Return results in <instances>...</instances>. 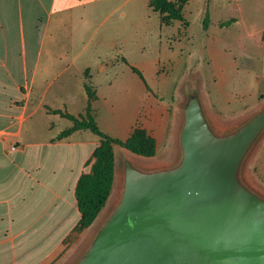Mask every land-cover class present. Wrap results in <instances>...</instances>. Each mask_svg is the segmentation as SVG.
Returning a JSON list of instances; mask_svg holds the SVG:
<instances>
[{
    "label": "crops",
    "instance_id": "1",
    "mask_svg": "<svg viewBox=\"0 0 264 264\" xmlns=\"http://www.w3.org/2000/svg\"><path fill=\"white\" fill-rule=\"evenodd\" d=\"M176 23H164L149 0H0V264H71L99 215L117 200L114 194L107 207L115 158L105 206L90 226L75 231V185L89 170L99 137L88 129L61 135L72 125L65 113L84 115L90 102L97 125L113 137L144 128L155 153L171 159L134 153L139 168L177 161L181 84L168 88L160 66L181 57ZM85 86L94 91L90 101ZM203 107L212 125L230 123Z\"/></svg>",
    "mask_w": 264,
    "mask_h": 264
},
{
    "label": "water",
    "instance_id": "2",
    "mask_svg": "<svg viewBox=\"0 0 264 264\" xmlns=\"http://www.w3.org/2000/svg\"><path fill=\"white\" fill-rule=\"evenodd\" d=\"M263 129L264 106L217 131L188 92L177 161L127 159L120 195L71 264H264V196L240 177Z\"/></svg>",
    "mask_w": 264,
    "mask_h": 264
},
{
    "label": "rangeland",
    "instance_id": "3",
    "mask_svg": "<svg viewBox=\"0 0 264 264\" xmlns=\"http://www.w3.org/2000/svg\"><path fill=\"white\" fill-rule=\"evenodd\" d=\"M182 12L186 25H182L180 20L176 23L182 38L174 43L175 48L180 46L181 57L160 64L167 75L168 88H174L177 82L181 84V106L187 99V93L195 90L204 105L209 104L230 122L213 127L220 132L231 130L264 106V40L261 37L264 0H188ZM171 28L176 29L173 25ZM33 88H36V83ZM161 91L159 93L164 100L170 101V93ZM109 116L103 108L104 122H110ZM114 152L116 182L107 207L111 205L114 194L117 198L120 195L124 162L127 159L131 161L134 156L118 145L114 146ZM150 158L153 161L171 159L161 150ZM250 176L264 192V129L240 168L241 179L258 191L252 186ZM106 214L99 215L94 222L91 227L93 233Z\"/></svg>",
    "mask_w": 264,
    "mask_h": 264
},
{
    "label": "trees",
    "instance_id": "4",
    "mask_svg": "<svg viewBox=\"0 0 264 264\" xmlns=\"http://www.w3.org/2000/svg\"><path fill=\"white\" fill-rule=\"evenodd\" d=\"M188 0H149V5L153 10L161 14L164 23H170L177 19L182 25H186L183 16L182 7ZM207 16L204 25H206ZM264 40V31L262 32ZM132 69L142 78L138 69ZM88 99L94 97V91L89 86H85ZM65 115L72 121V125L61 132V135L70 133L75 129H88L99 137V144L92 152V161L87 172L80 174L75 185V199L80 219L75 227V231L90 226L98 216L101 209L111 193L114 170L115 155L114 146L118 145L132 153L143 156H152L155 154V140L142 127H135L130 134L124 138L113 137L102 131L97 125L91 112L90 102H88L84 115L74 116L68 113Z\"/></svg>",
    "mask_w": 264,
    "mask_h": 264
},
{
    "label": "built area",
    "instance_id": "5",
    "mask_svg": "<svg viewBox=\"0 0 264 264\" xmlns=\"http://www.w3.org/2000/svg\"><path fill=\"white\" fill-rule=\"evenodd\" d=\"M14 147H15V145L13 144V145H12V148H14Z\"/></svg>",
    "mask_w": 264,
    "mask_h": 264
}]
</instances>
